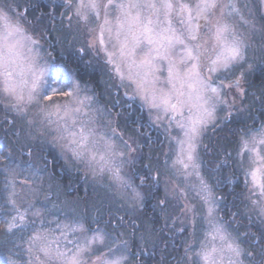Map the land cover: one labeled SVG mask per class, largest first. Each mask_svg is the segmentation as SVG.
Returning <instances> with one entry per match:
<instances>
[{
  "label": "snow or ice",
  "instance_id": "obj_1",
  "mask_svg": "<svg viewBox=\"0 0 264 264\" xmlns=\"http://www.w3.org/2000/svg\"><path fill=\"white\" fill-rule=\"evenodd\" d=\"M43 7L31 0L24 5L0 0V105L5 112L0 121V174L7 194L0 193V208L9 217L0 230V247L11 253L7 264H20L14 258L19 253L12 249L19 248L16 230L23 232L25 227L31 228L24 241L29 256L25 264H125L128 255H117L122 250L148 257L136 264H151L155 252L167 249L168 240L176 231L184 232L189 220L193 226L203 220L206 228L202 239L185 242L177 264H264V120L256 127L242 126L245 115L256 119L245 103L250 95L259 100V115L264 116V42L254 47L230 17L235 14L239 23L252 24L253 31L255 24L232 0H48V10ZM61 7L66 12H58ZM34 8L39 14L29 19ZM66 13L70 15L65 27ZM58 23L66 37L71 36L70 45L80 44L68 54L71 70L53 65L42 54L40 40L29 34L38 32L44 38L60 30ZM259 31L264 41V25ZM98 74L103 92L91 83ZM253 81L259 95L249 93ZM121 90L126 100L120 97ZM102 95L104 105L99 104ZM55 97L63 100L53 103ZM137 101L140 112L147 109L151 124L180 130L181 135L172 138L178 150L170 167L188 181L187 188L165 179L159 161L136 168L143 159L136 127L143 117L132 110ZM118 107L121 110L113 112ZM209 129L213 133L227 129L224 138L235 137L238 144L235 157L225 150L233 174L243 178L244 191L234 194L231 204L246 208L243 213L231 212L229 221L218 215L221 205L227 207V197L217 194L200 171L199 149L212 151L202 145ZM58 162L61 169L86 177L106 176V187L123 193L120 199L131 210L130 219L118 217L113 223L110 218L111 233L87 226L78 216L64 223L57 220L55 228L45 227L53 222L41 218L36 228L29 215L43 216L35 202L45 174L51 178L49 166ZM227 165L225 160L216 167ZM20 176L24 179L18 181ZM225 182L233 180H217ZM161 185L164 195L158 196ZM51 187L46 202L58 197ZM189 190L199 200L202 215L188 200ZM150 204L159 211L163 226L158 221L137 224ZM241 214L250 224L255 216L256 232L238 231L243 227L237 223ZM169 220L172 228L166 237ZM130 228L139 232L138 241L121 238Z\"/></svg>",
  "mask_w": 264,
  "mask_h": 264
},
{
  "label": "trees",
  "instance_id": "obj_2",
  "mask_svg": "<svg viewBox=\"0 0 264 264\" xmlns=\"http://www.w3.org/2000/svg\"><path fill=\"white\" fill-rule=\"evenodd\" d=\"M10 2H14L15 4L24 5L26 3V0H10ZM33 4L39 3L43 7L44 11H47L48 8L46 5L48 4V0H31ZM60 1L57 0V3ZM250 2L253 4V7L256 8V13L258 11L259 13V7L258 2L256 0H250ZM249 2V3H250ZM40 9L34 8L29 13V19H32L34 16L39 14ZM58 12H66L64 8H59ZM67 15L62 18L63 24L66 27V21H67ZM256 25H264V20L258 16L255 18ZM241 24V23H240ZM241 27L242 31H245L242 29V24L239 26ZM258 27V26H257ZM57 28L60 29L59 23L57 24ZM248 31L242 32L247 37H249L250 42L254 41L253 46L258 47L262 42V36L261 32L259 31V28H256L255 31L253 29H249L246 27ZM33 36H37L40 38L41 42L45 45L46 48H48L53 55V60L55 62L54 65H59L60 67L71 70L74 65L72 63L67 62L68 61V54L72 51V48L75 45H70L69 39L71 36L66 37V33L63 29H60L59 31L53 30L51 31L46 37L41 38L39 36L38 32L30 33ZM61 60L65 61L63 65H61ZM87 79V78H85ZM93 86L97 87V90L100 92H103L104 90V83L100 75L98 74L96 77L93 78V81L91 82ZM258 89V83L256 81H253V87L249 89V93L256 91V94L259 95ZM115 92V90L113 89ZM106 103V97L103 95L99 99V104L104 105ZM249 105V108L251 110V115L255 117V121L248 116H244V125L245 129L249 127H256L258 126V122L263 120L264 116L259 115L260 112V102L259 100H254L251 95L249 96V99L245 101ZM111 106L110 104L108 105ZM121 109L115 108L113 109V112L120 111ZM139 116L143 117V111L140 112L138 108V104L133 105V109ZM130 110V111H132ZM3 112H1L0 109V121L3 120ZM127 115V113H125ZM135 118V117H133ZM143 118L142 120H139L136 127L139 128V133L143 135V132H148L146 123ZM142 125V126H141ZM231 127L233 129L236 128L235 122L231 124ZM149 128V127H148ZM146 129V131H145ZM143 130V132H142ZM151 132V135H145L141 136V145L143 147L140 149L141 155L143 157L142 161L140 163H137L136 168L139 169L141 167V164H152L155 165L157 161H159V166L161 168L160 158H161V151L163 149V144H161L159 141H157L156 135H154V131L151 129L149 130ZM227 129H225L224 132H217L211 134V136L207 135L206 139L207 145L212 151L205 152L204 149L199 150V154L202 161L201 166V173L204 176L205 180L209 183L210 186L214 187V190L217 192V194L225 195L227 197L228 205L225 207L224 205H221L220 213L223 215V218L225 221L231 220V212H239L243 213L246 205L241 203H236L235 207L232 206L231 202L234 200V194L238 195L244 191L243 187V180L239 173H234V169L231 167L232 160L230 158H226L224 156L225 150L230 153H234V151L237 148V142L236 138L232 136H228L227 139L224 138V136L227 133ZM142 132V133H141ZM130 135H132V132H129ZM138 133V135H139ZM146 134V133H145ZM0 135H2V129H0ZM162 137V136H161ZM163 138V137H162ZM51 151L55 152L54 149H51ZM51 159V157H48ZM228 160L227 166H222L219 169H217V165L221 164L222 161ZM38 163V164H37ZM41 160L37 159L36 164L40 165ZM50 167V172L52 173L51 178L49 179L48 174H45L44 177V183L42 185V191L39 193L37 200L35 202V207L38 209H41L43 212V218L49 219V218H60L64 219L71 218L72 214L74 212H70L68 209H65V202L68 201L69 209L75 208L71 204H78L81 210L82 217L84 218V221L87 226L91 228H100L103 231H106L108 233L112 232V227L108 223L109 219H112V222L115 223L116 218L123 217L126 221L130 219L131 212L124 213L123 211H119L117 209L110 208L109 206L105 207L106 200H103V197L109 196V194L106 191L105 186H102L101 184H96L95 182H91L89 178L84 176L80 172H71L67 169H61L59 162L56 163V165L53 167L52 165ZM231 179L233 180V183H223V184H217V180L220 179ZM17 179H23V176L18 177ZM49 185H51V190L53 192H58V197H53L49 201L44 200V196L47 195ZM19 190V189H18ZM0 193H4L6 196L7 194L4 192V176L0 174ZM113 195V194H112ZM158 196H163V191H161V187L158 191ZM89 201V202H88ZM94 203H97V213L96 216L89 215V212L91 211V205ZM3 201L0 200V204H2ZM65 204V205H64ZM55 205V207H53ZM65 209V210H64ZM230 209V211H229ZM63 210V211H62ZM71 210V209H70ZM146 214L140 215L139 219L137 220V224H144L145 226H148L149 224H152L154 221H158L159 226H163V221L158 220L159 218V211H153V208L151 204L145 209L142 210ZM255 217V216H253ZM9 217L5 214V210L3 208H0V230H2L5 227L4 221L7 220ZM237 223H242L243 227L238 228V231L243 233L246 230H250L252 232H256L257 228L253 226V224L258 223L254 218L252 220V224H250L249 220L244 215H238L237 216ZM169 228H165V236L170 235V229L172 228V225L168 222ZM175 227V226H174ZM176 228V227H175ZM232 228H236V224L232 225ZM174 230V229H173ZM120 231H124L121 229ZM30 234L29 230H24L23 232L16 230L15 235V242L19 245L18 249H12V253H19L14 258L18 259L20 261V264H25L26 260V248H25V239ZM179 233L176 231V235L168 240V247L167 249H158L154 256L152 257L151 264H177V257H179L182 254V248L185 244L184 239L182 238V234L178 235ZM2 235H0V239H2ZM122 239H130L134 241H138L139 239V232L133 233L132 229L130 228L128 230V234L121 237ZM245 248L248 247L247 244L243 245ZM10 247V246H9ZM176 247L178 248L177 251L173 252L172 249ZM132 252H137V248H132ZM125 254L128 255L129 259L125 262V264H136L137 259L140 261H147L148 257L145 255H139L132 256L129 252L124 250ZM11 253L6 251L3 247H0V264H7V260L9 258Z\"/></svg>",
  "mask_w": 264,
  "mask_h": 264
},
{
  "label": "rangeland",
  "instance_id": "obj_3",
  "mask_svg": "<svg viewBox=\"0 0 264 264\" xmlns=\"http://www.w3.org/2000/svg\"><path fill=\"white\" fill-rule=\"evenodd\" d=\"M58 1H60V0H58ZM257 2H258V7H259V13H258V11H257V13H256V8H254L253 7V4L250 2V0H232V2L233 3H236L237 4V6L240 8V10H241V12L244 14V16H245V18L246 19H248L249 21H252L254 24H255V26H256V28H259V26L261 27V25H259V24H257L256 25V17H258V16H260L263 20H264V2H262V0H256ZM223 2L224 3H227L228 2V0H223ZM250 2V3H249ZM68 15H70V13H68ZM113 16H115V13H113ZM230 19L232 20V21H234V22H236L237 23V26H238V28H239V31L242 33V32H247L248 31V29H246V27H248L249 29H253L252 28V24H248V25H244V24H242V29L243 30H245V31H242L241 30V27H239L241 24L239 23V17L238 16H236L235 14L232 16V17H230ZM68 23V20L66 21V24ZM73 24H75V18H73ZM258 26V27H257ZM30 34V33H29ZM244 34V33H243ZM33 38H35V39H39L40 40V38L39 37H37V36H33ZM71 37H70V41H71ZM40 45H41V51H42V54H44L48 59H50L51 61H52V64L54 65L55 64V62H54V60H53V55L51 54V52H50V50L48 49V48H46L45 47V45L41 42V40H40ZM211 45H212V41H209V47H211ZM80 46V44L79 43H77V44H75V46L74 47H79ZM35 47V46H34ZM177 52H179V47L177 48ZM50 53V56L48 55ZM208 55H212V53L211 52H209L208 53ZM56 66H59V65H56ZM60 67V66H59ZM50 70H52L51 69V67H50ZM0 79H2V77H0ZM119 95H120V97H122L124 100H126L127 98H124L123 97V90H121L120 91V93H119ZM63 100V98H61V97H55L54 99H53V103H55V102H61ZM136 104H139V101H137L136 102ZM0 109H1V112H3L4 110H3V106L2 105H0ZM5 115V112L3 113V116ZM185 115H187V113H185ZM218 115H223V113H218ZM143 118L145 119L144 121H145V123H146V126H147V129H148V132H143V130H142V132H143V135L142 134H140L139 132V135H138V133H137V135H138V142L141 144L142 143V141H141V136H145V135H151V132L149 131V130H153L155 133H154V135H156V137H157V141H159L161 144H163L162 146H163V149H162V153H161V158H160V165H161V171L164 173V178L165 179H171V181H174L176 184H178L181 188H187L188 187V181H185L183 178H181V177H179L178 175H177V173H175L172 169H171V167H170V165H171V163H172V159H174L175 158V153H176V151L178 150L177 149V145L175 144V141L174 140H172V138L173 137H177V136H179V135H181V132H180V130L178 129V128H176V127H173V128H171V129H169L168 131H166L165 130V128L163 127V126H157V125H154V124H151L150 122H149V115H148V111H147V109H145L144 111H143ZM178 119H179V117H178ZM261 120V119H260ZM263 120H264V118H263ZM149 127V128H148ZM145 131H146V129H145ZM141 132V133H142ZM146 133V134H145ZM129 135H130V133H128ZM211 134H213V132L211 131V129H209L206 133H205V135H204V137H203V140H202V145H207V142H206V139L209 141V139L207 138V135L209 136H211ZM214 135V134H213ZM163 138H162V137ZM134 147H135V145H134ZM237 148H238V144H237ZM237 148H236V150L234 151V153H232V156L233 157H235V154H236V151H237ZM201 150L203 149V147H201L200 148ZM199 149V150H200ZM141 151V150H140ZM142 152V151H141ZM134 155V154H133ZM224 156L227 158V156L224 154ZM165 160H167L168 161V164L167 165H165L164 164V161ZM38 164V163H37ZM40 165H42V161H41V163H40ZM128 167H131L130 165H126V168H128ZM160 167V166H159ZM201 171V170H200ZM71 172H75L74 170H71ZM202 174V173H201ZM204 177V176H203ZM87 178H89V180L91 181V182H95L96 184H101L102 186H105V188H106V191H107V193L109 194V196H105V197H103V200L105 201L106 200V202H105V204H106V206L105 207H107V206H109L110 208H113V209H117V210H121V211H123L124 213H126V212H131V210L129 209V207H128V205H127V203H125V201H123V200H121L120 199V196L123 194L118 188H116V187H112V188H108V187H106V185L108 184V179H107V177L105 176L103 179H100L99 177H97V178H93V177H91V176H87ZM241 178H242V176H241ZM23 179H24V177H23ZM23 179H17L18 181H20V180H23ZM193 183H195L196 182V178H195V176H192V177H190L189 178ZM205 179V178H204ZM242 180H243V178H242ZM161 191H163V195H164V187H163V185H161ZM113 194V195H112ZM188 200L192 203V204H195L196 205V210H197V213H199V214H203V208H202V206H201V204H200V202H199V200L198 199H196L195 198V196H194V193L192 192V191H188ZM67 203H65L66 204V206H65V209H68L70 212H74L73 214H72V216H71V218H73V217H82V214H81V210H80V207H79V205L78 204H71L74 208H75V210H73V208H70L69 209V204H68V201H66ZM89 202V201H88ZM64 204V205H65ZM180 206H182V201H180ZM97 203H94L93 202V205H91V211L89 212V215H91V216H96V213H97V211H99V210H97ZM38 209V208H37ZM64 209V210H65ZM63 211V210H62ZM218 215L220 216V217H222L223 218V215L220 213V211L218 212ZM41 218H43V217H34V216H31V214L29 215V219L30 220H34L35 221V227L36 228H39L40 226H41ZM71 218H66V216H65V218L64 219H60V218H49V219H46V218H43V219H45V221H52L53 223L51 224V225H48V224H45V227H52V228H55V223H56V221L57 220H59L60 222H62V223H64V222H68ZM254 219H255V217H253ZM224 219V218H223ZM181 220H183V216L181 215L180 217H179V219L176 221V224H175V227L178 229L179 227H181L182 225H181V223H180V221ZM256 220V219H255ZM169 223H170V225H172V221L171 220H169L168 221ZM184 227H185V231L184 232H179V231H177L179 234L181 233L182 234V238L184 239V241L185 242H189V243H191L193 240H199V239H202V233H203V231L205 230V228H206V222L205 221H203V220H197L196 221V223H195V225L193 226V224L191 223V221L189 220V223H187V224H185V225H183ZM24 230H29V232H31V228L30 227H25V229ZM178 234V235H179ZM180 234V235H181ZM30 235V234H29ZM28 238V237H27ZM27 238L25 239V241L27 240ZM25 248L27 249V245H26V243H25ZM25 255H26V258H25V260L27 261L28 259H29V256L27 255V252L25 253ZM117 255L118 256H123V255H126L125 254V252H124V250H122L121 252H118L117 253Z\"/></svg>",
  "mask_w": 264,
  "mask_h": 264
}]
</instances>
